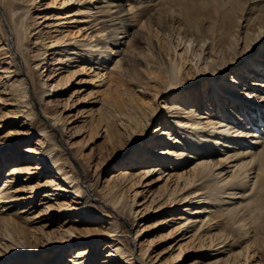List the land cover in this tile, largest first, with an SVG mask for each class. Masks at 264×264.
<instances>
[{
	"label": "bare ground",
	"instance_id": "6f19581e",
	"mask_svg": "<svg viewBox=\"0 0 264 264\" xmlns=\"http://www.w3.org/2000/svg\"><path fill=\"white\" fill-rule=\"evenodd\" d=\"M33 1L35 0H26L24 3V0H0V52L5 56L0 60L2 92L18 103L16 107L29 104L30 88H36L30 70H39L47 56H50L51 61L46 80H53L59 75L57 82L61 83L48 89L47 86H41L45 83L42 79L39 90L41 94H53L68 82L72 72L69 63L72 59L96 63L97 68L105 70L100 75L103 77H98L99 81L106 79L114 83V87L108 84L105 88L97 117V124L103 122L112 141L113 138L120 139L123 133L118 122L124 123L128 137L133 135L131 130L140 133L147 128L155 106L144 99L143 92H150L152 97L158 93L163 95V114L156 126L159 132L167 135L165 144L158 149L156 145L161 142L154 141L155 145L149 148L150 153L144 155L142 150H146L147 146L138 143L137 147L142 149L138 156L124 161L123 167L112 171L105 178L106 184L99 190V194L110 205V209L115 207L124 212L125 206L130 208L133 202L131 199H123L126 191L139 183L146 173L164 170L163 165L166 163L169 171L164 170L168 175L162 184L166 190L163 205L185 201L201 202L198 206L188 203V206L180 207L178 213L168 214L166 220H175L169 232L181 231L183 228V238L189 236L186 241L197 239L200 248H210L231 237L229 244L233 243L237 247L229 248V254L222 264H264V58H260L254 66L256 70L245 67L246 70L258 72L256 76L261 77L254 79L243 76V64L232 70L238 63H244L243 59L255 55L257 48H262L259 53H264V0H105L107 10L118 6L116 11L107 14L102 13L103 7L94 8L90 1H85L75 11L67 10L56 14L54 18L57 22L44 23L45 30L35 32V45L30 50L33 65L30 66L26 52L28 34L40 22L49 19L47 15L30 14L32 20L29 21V26L25 17L29 3ZM74 1L79 0H63V4L70 5ZM60 20L66 23L76 21L74 32H80L81 39L69 37L70 31L65 29L68 25H62ZM243 21L245 23L242 25ZM82 22L86 23L80 26ZM54 24L57 25L53 26ZM162 34L163 37L160 36ZM179 45L180 49L183 48L181 52L176 49ZM15 55L29 69L30 82L25 73L14 65ZM187 61L191 63L190 66L189 63L186 64ZM220 71H224V75L229 74V77L214 83L212 93L207 89L204 97L193 94L185 100L180 93L170 95L173 90L189 85L190 77L212 79ZM3 78L6 79L2 80ZM151 78L155 80L153 84L150 83ZM130 81L133 82L131 87L127 85ZM21 114L28 115V109H24ZM51 119L53 123L62 122L59 112H54ZM185 125L189 128L182 131L184 140H181L175 133L177 128L181 131L180 127ZM197 131L203 133L198 134ZM209 133L215 136L210 137ZM169 139L176 141L179 147H169ZM43 142L39 138L37 143ZM211 148L219 149L222 152L221 158L213 156ZM53 150V141L40 149L35 157L40 161V167L38 165L37 168L50 162V168L57 170L61 178L67 179L71 190L81 196L82 189L76 176L64 169L63 162L54 156ZM145 156L151 165L137 166L135 172L134 162ZM191 156V167L187 172H182L180 164ZM224 160L231 162V168L221 175L222 169H218V166ZM8 168L7 175L20 171L23 167L10 165ZM172 176L175 179L173 187L167 182ZM12 182L9 175L2 179L0 202L5 198H18L12 194L13 190L9 186ZM52 182L55 180L48 183L53 184ZM182 190L185 192L179 194ZM33 191L30 197H33ZM52 194L53 192H47L46 196ZM82 197L84 200L78 209L85 211L84 209L95 205L91 200H86L88 196ZM224 197H228L230 201L225 202ZM55 200L59 202V210H64L65 201ZM9 206L4 208L8 209ZM4 208L0 209V245L5 252L0 251V255L7 253L10 256L18 252L16 246L23 244L22 239L26 237L22 227L23 220L30 217L10 216L2 211ZM110 209L105 210L108 218H105L104 227L107 233L115 235L122 225L117 220L118 214H111ZM17 210L26 212L27 209L19 207ZM51 210L52 204H47L40 213ZM87 211L89 215H97L93 209ZM32 216L35 217V213ZM76 218L72 221L77 220ZM144 229L145 227L140 226L135 237H139ZM41 232L46 235L44 247L60 243V247L54 249L53 256L43 261L46 264H61L59 257H63V252L77 240L97 238L92 237V231L88 230L82 234L84 236H79L71 226L60 228L59 241H52L48 237L49 232L43 230L40 233L36 229L29 231V236L36 241ZM5 237L10 239L9 243L1 242ZM135 237L132 239L133 243ZM205 239L207 246L203 242ZM104 246L112 248L111 251L116 252L121 260L119 263L114 261L107 264L135 263L131 240L124 242L113 238L104 243ZM31 247L32 245L25 250L30 252L33 250ZM86 247L87 245L74 248V253L68 256L72 264H80L86 259L84 254L90 250L85 249ZM139 250L140 254L136 258L138 261L145 252L141 247ZM93 252L92 249L89 253ZM255 252L259 253L258 258H254ZM104 254L103 257L109 256ZM181 259L182 255L176 253L172 263L180 262ZM39 260L40 258L35 264H41ZM102 260L106 262L107 259ZM6 261L2 260L0 263L5 264ZM215 263L217 261L208 264Z\"/></svg>",
	"mask_w": 264,
	"mask_h": 264
},
{
	"label": "rangeland",
	"instance_id": "374dc122",
	"mask_svg": "<svg viewBox=\"0 0 264 264\" xmlns=\"http://www.w3.org/2000/svg\"><path fill=\"white\" fill-rule=\"evenodd\" d=\"M85 1H90L94 8L103 7L102 13L104 14L112 13V11L118 9V6H114L110 10H107L105 6L108 4L105 3V0H79L72 2L70 5H64L63 0H35L29 3V10L25 17L27 23L32 20L30 14L49 16L48 20L40 22L41 24L35 26L37 28L31 30L28 34L26 40L28 47L26 52L27 56L29 55L27 59L30 66L33 65L32 58H30V50L33 45H35V42H33L36 35L35 32L39 29L45 30L46 27H44V23L57 22L54 18L56 14L64 13L67 10L75 11L78 5ZM24 3H26V0H24ZM0 14H2V10H0ZM182 17H184V15ZM60 23H62V25H68L65 26V29L67 32L68 30L70 31L69 37L81 39L80 32H74L76 31V26H74L76 21L66 23L60 20ZM85 23L86 22H82L79 25L81 26ZM244 23L245 21H243L242 25ZM56 25L57 24H54L53 26ZM33 26L34 25H32V27ZM4 27L5 30H7L6 34L8 37L9 32L6 23ZM83 30H85V27ZM242 30L243 28L240 29V31ZM160 36L163 37V34ZM66 38L68 39V37ZM207 43L208 42H206V44ZM181 45L176 48L178 52L183 51V48H179ZM59 46L55 48L57 49ZM80 49H82V47H80ZM261 51L262 48H257L255 55L251 56L249 59H243L244 63H238L231 69L234 70L235 67L243 64L242 71L244 73H241L243 76L254 79L255 77H261L259 75L256 76L258 72L255 73L245 68L247 66L256 70L254 66L259 62L260 58H264V53H259ZM3 58H5V56L0 52V60ZM50 61V56H47L43 66L39 70L38 68H32L30 70L36 88H30L29 104H21L20 107H16L18 103L9 97L8 94L2 92L3 85L0 83V96L2 98L0 100V185L2 179L9 175L13 181L9 185L11 190H13L12 194L18 197L17 199L5 198L4 201L0 202V209L10 205L8 209L4 208L5 210L2 211L17 218H23L25 215V217H30L23 220L22 227L25 229L24 234L26 237L22 239L23 244L21 246H16L18 252L10 256H7V253L6 255L5 253L0 255V262L2 260H7L5 264H35L36 260L40 258V263L46 264L43 261L53 256L54 249L60 247V243L56 242L55 244H50L48 247H44L43 244L46 240V235L41 232L36 241H34V239L29 236V231L35 229L37 233H40L42 230L48 231V237L52 241H59L60 228L71 226L75 228V232L79 236H84L82 234L88 230L92 231V237L94 236L97 238L77 240L73 245L68 247L66 251L63 250V257H59L61 264H72L68 256L74 253V248L85 247L86 245L87 247L85 249H90L89 252L93 249L94 252L92 254L89 252L84 254L86 259L80 264L121 262V260L118 259L119 255L111 251L112 248H105L104 246V243L110 242L113 238L124 242L131 240L135 257L134 264H208L212 261H217L215 264H222L223 259L229 254V248L232 247L231 249H234L237 247L234 246L235 244L233 243L229 244L232 241L231 237L210 248H200L197 239L194 241L188 240V242L186 240L189 239V236L183 238L184 236L181 234V231H184L183 228L181 231L169 232V228L175 223V220H166L168 214L171 212L178 213V211H180L179 208L186 206L188 203L198 206L201 205V202L197 203L198 201H196L194 203L185 201L177 202L173 205H163V197L166 194V190L163 189L162 184L168 175L166 174V172L169 171V168H166L168 164L165 163L163 165V169L166 172L162 169L153 172L150 171L149 173L145 172L146 174L140 179V182L132 185L126 191L123 199H126V201H130L131 199L133 202L130 208L125 206L123 209L124 212H120L119 209L115 207L110 209V205H108V203L106 204L99 194V190L106 184L104 182L105 178L110 176L113 173L112 171L123 167L124 161H130L132 157L134 159L136 155L138 156L139 151L142 150H139L137 147L138 143L147 146L146 150H142L144 155L150 153L149 148L155 145L154 141L158 140L161 142V146L156 145L158 149L162 148L165 144L167 135H164L161 131L159 132L156 126L162 117L161 114H163V95L160 96L158 93V95L152 97L150 92H143L142 96L144 99L149 100L155 106V112L150 117L146 126L147 128H145L143 132L140 131V133H134V131L131 130L133 135L128 137V131H126L124 123L118 122L117 124L120 131L123 133L120 135V139L113 138L112 141L103 122L97 124V117L102 106L105 88H107L108 84L110 87H114V83L108 82L106 79L99 81L98 77L102 78L103 76L100 75L105 72V70L101 67L97 68L96 63L91 64L88 60L86 62L72 59L69 63L70 72H72L68 82L57 88L53 94H41L39 90L41 89L40 82L42 79L45 80V83L41 86H47L48 89H51L54 84L59 86V83H61L60 81L57 82L59 75H56L53 80H46ZM188 63L187 61L186 64ZM14 65L25 73L27 81L30 82L29 69L26 67L24 61L16 55ZM190 65L191 63L188 64V66ZM61 73L63 74V72ZM0 74H2V72H0ZM214 77L212 79L208 77L202 78V76L197 78L190 77L191 80L189 85L173 90L170 95L180 93L181 96H184L185 100L191 98L193 94H199L204 97L207 93V89L209 93H212L211 91L214 83L220 81L222 78H228L229 74L224 75V71H220ZM5 79L6 78H3L2 80ZM154 81V78L150 79V83L153 84ZM226 83L225 80L224 84ZM127 85L131 87L133 82L130 81ZM136 89L140 90L139 87H136ZM24 109H28V115L21 114ZM54 112H59L62 122L53 123L51 117ZM180 128L181 131L177 128L178 131L175 134H177L181 140H184L182 131H185L189 127L185 125ZM197 133L201 134L203 132L197 131ZM209 136L214 137L215 134L209 133ZM39 138L44 141L42 144L37 143ZM51 141L54 143V156L57 157L59 161L63 162L66 171L68 170L69 173L76 176L82 189L81 196L76 195V192L71 190L69 187L70 183L67 182V179L61 178L62 176L57 173V170L52 167L50 168V162L43 164L42 168H37L38 165L40 167V161L36 160L35 157L38 156L40 149L44 148V145ZM167 142L169 143V147H179L176 141L169 139ZM210 150H213V156L216 158L221 156L222 152H220L219 149L211 148ZM166 154L169 155L168 153ZM192 160L193 156L186 158L182 165L180 164L182 172L188 171L191 167ZM134 163H136V166H134L135 168L133 167L135 172L137 171V166L142 165L147 167L151 165L147 156L142 157L139 161L136 160ZM230 163L231 162L224 160L222 164L218 166V169H222L221 175L227 173L231 168ZM10 165L23 168L20 171L7 175L6 173L9 171L8 167ZM159 171H161V173ZM50 180H55V182L49 184L48 182H50ZM168 181V184L172 187L175 185L174 176H172L170 180L168 179L167 182ZM31 189L34 190L32 192L33 197L29 196L32 191ZM47 192H53V194L51 196H46ZM184 192L185 190H182L178 193L182 194ZM221 195H224V193ZM82 196H88L86 200H91L95 203V205L84 209L86 212L77 208L81 206L84 200ZM55 199L65 201L63 204V206H65L64 210H59V202H56ZM224 200L225 202L230 201L228 197H224ZM47 204H52L51 212L40 213V210ZM19 207H25V209H27L26 212H18L17 209ZM89 209H93L97 215H89L87 211ZM106 209H110L111 214H118L117 220L122 225L120 228L121 230L117 231L115 235L107 233L104 227L106 222L105 218H108V216H105ZM34 213L35 217L32 216ZM78 215H80V217H77ZM193 215H195V213H193ZM73 218L77 220L72 221ZM140 226L142 228L145 227L144 232H142L139 237H135L137 229ZM134 237L135 242L133 243L132 239ZM5 238L6 239H2L1 242L9 243L10 239L7 237ZM203 242L206 243V239ZM28 245H32L31 248H33L30 252L25 250L29 247ZM140 247L143 248L145 252L138 261L136 258L140 254ZM3 249V246L0 245L1 252H5ZM104 253L109 256L103 257ZM176 253H180L182 259L180 262L172 263ZM258 256L259 253L255 252L254 258H258ZM103 258L107 259L106 262L102 260ZM230 258L229 256L228 259ZM89 259L90 262H88ZM230 262L232 261L230 260Z\"/></svg>",
	"mask_w": 264,
	"mask_h": 264
}]
</instances>
